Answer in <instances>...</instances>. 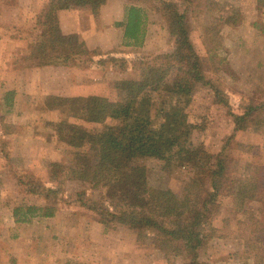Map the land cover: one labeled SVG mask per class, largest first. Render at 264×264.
Here are the masks:
<instances>
[{
  "label": "rangeland",
  "instance_id": "obj_1",
  "mask_svg": "<svg viewBox=\"0 0 264 264\" xmlns=\"http://www.w3.org/2000/svg\"><path fill=\"white\" fill-rule=\"evenodd\" d=\"M36 1L42 2L0 0V32L12 24V33L29 37L30 49L35 45L34 37L38 39L43 29V16L50 5L49 0H43L41 5ZM170 1L187 15L190 40L205 76L226 94L232 111L240 114L248 106L256 107L246 117L248 125L233 132L232 120L225 108L214 102L209 85H198L187 102L176 101L187 119L196 124L189 139L191 145L217 154L225 139L234 134L220 154L225 178L209 222L203 227L211 235L198 249L194 264H254L255 247L264 245V202L249 201L239 208L230 191L232 185L246 180L250 172L264 164V6L256 0ZM133 2L136 1L107 0L103 3V20L99 17L100 5L79 8L96 13V24L103 27L102 36L81 43L89 54L82 56L78 64L56 67L43 78L41 74H30L23 87L28 92L10 111L6 110L0 86V264L191 263V254L166 257L150 239L138 240L127 226L107 224L87 208L82 201L100 197L98 188L91 187L90 178L64 181L52 217L15 223L11 214L16 205L46 204L47 200L29 192L30 185L56 184L54 162L69 161L73 150L94 149V131L120 124L115 119L92 123L71 117V121L91 132L83 147L72 148L58 139L54 127L58 113L46 107L44 95L98 94L109 100H124L121 81L141 78L143 64L172 48L165 23L155 14L143 17L136 42L124 37L119 22ZM87 49L103 51L92 55L95 51ZM31 62L26 61L29 65L34 63ZM147 104L150 125L164 121L168 103L152 93ZM193 172L186 162L172 161L166 167L163 160L143 157L131 165L128 176L153 187L169 188L178 195ZM118 200V196L109 195L103 203L113 208ZM260 264H264V258Z\"/></svg>",
  "mask_w": 264,
  "mask_h": 264
},
{
  "label": "trees",
  "instance_id": "obj_2",
  "mask_svg": "<svg viewBox=\"0 0 264 264\" xmlns=\"http://www.w3.org/2000/svg\"><path fill=\"white\" fill-rule=\"evenodd\" d=\"M106 1L50 0L43 16V29L30 52V58L38 66L78 64L81 57L89 53L82 48L76 34L61 31L57 11L97 6ZM133 1L136 2L126 8L125 18L119 22L124 37L136 42L141 34L143 17L155 14L166 25L172 48L143 64L141 78L121 81L120 87L126 93L124 100H109L98 94L48 95L44 98L46 107L58 113L54 123L58 139L72 148L83 147L91 132L69 118L79 117L92 123L115 119L120 124L105 125L94 131V149L73 150L69 161L54 162L52 167L56 184L30 185L29 192L47 200L46 204L16 205L11 214L15 223L31 222L35 217H52L57 210L55 201L63 190L64 181L90 178L91 187L98 188L100 197L82 201L87 208L107 224L127 226L136 233L138 240L150 239L166 257L191 254L190 264H194L198 249L207 243L211 235L203 227L209 222L220 183L225 178L224 161L220 154L230 144L234 134L225 139L217 154L191 145L189 139L196 124L187 119L176 101L187 102L198 85H209L214 102L223 106L232 120L233 132L248 125L246 117L256 107L248 106L244 112L234 113L226 94L206 78L198 53L190 40L187 15L174 2ZM151 1L155 3L151 4ZM256 1L264 6V0ZM142 3L146 5L143 7ZM150 9H154V12ZM152 93L160 95L163 102L168 103V114L163 117L164 121H157L154 126L150 125L147 109V101ZM10 95L11 92L6 93L7 106L12 105L8 103ZM143 157L163 160L166 167L172 161L186 162L194 172L187 179L183 192L177 195L169 188H157L129 178L128 169ZM230 194L239 208L249 201L264 202V164L250 172L246 180L237 182L234 187L232 185ZM109 195L119 197L113 208L103 203V198ZM254 252V264H260L264 258V245L255 247Z\"/></svg>",
  "mask_w": 264,
  "mask_h": 264
},
{
  "label": "crops",
  "instance_id": "obj_3",
  "mask_svg": "<svg viewBox=\"0 0 264 264\" xmlns=\"http://www.w3.org/2000/svg\"><path fill=\"white\" fill-rule=\"evenodd\" d=\"M49 1H46L45 4L47 5ZM36 2H38V5L44 3L43 0L41 3H39V1ZM19 5L22 6L20 3ZM38 5L37 8H40L41 6ZM42 6H44V4ZM104 6L105 4H101L98 9L99 17L101 18V20H103ZM79 8L83 7H74L70 8L69 10L61 9L57 11L61 31L65 34H76L82 44L88 38L102 36V34L104 33L103 27L96 24V13L88 10V8ZM11 25L12 24L6 27L4 32H0V86L1 89H3V91H1V96L3 98V102H5L4 104L7 107V111H10V109L13 105H15L16 102L18 104L19 100H21L22 98L23 93L28 92L23 91V87L26 80L30 79V74L33 77L41 74V78H43V74L53 72L55 71L54 68L59 67L52 65H36V63L30 58V52L33 49L34 45L30 49L31 45L29 37H26L25 34L12 33L13 31ZM36 40L37 38L35 36L33 41L34 44ZM101 40H103V38H101ZM87 50L95 51L93 55L98 54V52L96 51H103V49ZM31 60L34 62H31L33 64L29 65L26 63V61L30 62ZM21 75H23L22 78ZM7 92H11L10 99L8 101L9 104L12 103L11 106H7L6 103ZM48 95L58 94H45L44 98ZM17 113L15 112L14 115L16 116Z\"/></svg>",
  "mask_w": 264,
  "mask_h": 264
}]
</instances>
